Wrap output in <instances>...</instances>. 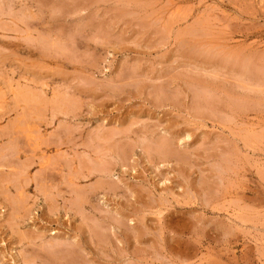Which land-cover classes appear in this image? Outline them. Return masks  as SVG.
I'll return each mask as SVG.
<instances>
[{
  "label": "rangeland",
  "instance_id": "374dc122",
  "mask_svg": "<svg viewBox=\"0 0 264 264\" xmlns=\"http://www.w3.org/2000/svg\"><path fill=\"white\" fill-rule=\"evenodd\" d=\"M0 264H264V0H0Z\"/></svg>",
  "mask_w": 264,
  "mask_h": 264
},
{
  "label": "bare ground",
  "instance_id": "6f19581e",
  "mask_svg": "<svg viewBox=\"0 0 264 264\" xmlns=\"http://www.w3.org/2000/svg\"><path fill=\"white\" fill-rule=\"evenodd\" d=\"M26 93V92H25ZM24 96V95H23ZM153 147V146H152ZM159 148V147H158ZM163 148V147H162ZM168 150V149H167ZM161 151V150H160ZM163 152V151H162ZM101 153V152H100ZM156 153V152H155ZM165 155V154H164ZM176 157V156H175ZM101 169V168H100ZM100 171V170H99ZM101 172V171H100ZM103 173V171H102ZM24 182V181H23ZM82 191V190H81ZM81 195V194H80ZM74 201V200H73ZM83 202V201H82Z\"/></svg>",
  "mask_w": 264,
  "mask_h": 264
}]
</instances>
